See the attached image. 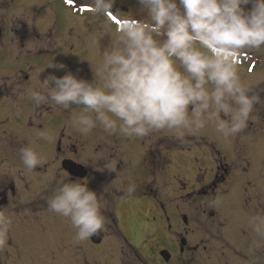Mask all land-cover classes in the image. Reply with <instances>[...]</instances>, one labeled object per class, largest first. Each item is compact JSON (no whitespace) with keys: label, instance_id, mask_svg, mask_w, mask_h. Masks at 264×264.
<instances>
[{"label":"flooded vegetation","instance_id":"1","mask_svg":"<svg viewBox=\"0 0 264 264\" xmlns=\"http://www.w3.org/2000/svg\"><path fill=\"white\" fill-rule=\"evenodd\" d=\"M58 1L77 21L85 43L103 38L105 46L111 48L113 42L109 36L115 35L124 19L150 22L138 0H115L109 16L94 14L89 0H45V3ZM7 10L11 14L9 18H6ZM20 11L21 0H0V46L5 41L13 48V53L20 50L26 57L35 55L39 59L43 49L27 47V43L35 44L43 39L41 33H37L40 22L34 15V21L29 25L28 19L17 21L16 15ZM98 25L104 26V35L91 32L92 29L98 31ZM50 30L52 33L53 29ZM81 30H87V34H82ZM66 37L57 38L63 44L62 49H58L59 56L65 63L68 61L63 63L66 69L59 72H66L76 59L73 52L77 43L66 42ZM51 39L50 44H60L55 37ZM50 50L44 53L49 55ZM41 58L43 63L49 61ZM238 61L242 81L264 101V47L243 50ZM42 62L39 65L48 69L51 62L47 67ZM21 64L24 65L18 67L13 62L4 63L0 73V213L11 220L6 242L0 248V264L22 260V236H39L43 244L47 242L43 238L50 230L51 237H55V230L57 238L64 237L63 242L72 240L75 243L61 248L63 251L69 249L65 255H54L53 246L42 245L51 259L64 264H264V229L257 231V224L264 220V192L252 196L244 185L235 192L228 185V165L216 159L210 181L199 179L198 188L187 193L190 200L182 201L183 205H191L192 212L189 213L193 215L187 217L173 201L169 210H165L157 193L165 185L166 161L183 151L179 141L175 148L159 144L143 148L142 154L137 155L139 160L135 161L133 154L123 152L126 143L117 144L119 147L106 146L107 142H103L106 140L99 138L92 145L83 138L71 137L66 132L68 125H74L73 114L80 113L83 106H77L76 111L71 112L72 116H68L63 108L54 106L50 100L37 105L31 93L28 95L30 80L25 73L37 68ZM77 66L83 68L84 65ZM6 71L12 74L8 76ZM85 72L92 73L89 68ZM90 76L94 78V75ZM10 77L13 79H6ZM252 114H256L254 110ZM96 129L99 136L105 134L99 123L91 133ZM76 132L84 135L82 131ZM40 134L46 139H41ZM24 147H32L43 158L44 162L34 170L29 171L22 163L20 150ZM149 172L148 178L145 174ZM61 179L87 183L90 190L97 193L104 226L98 234L83 242L75 240L76 229L68 218L49 211L48 200L55 194L59 186L57 181ZM155 182L156 188L153 187ZM129 185L135 187L131 194L127 192ZM173 191L167 186L169 194ZM198 199L202 200L199 204L190 202ZM143 201L149 203L144 221L123 223V208Z\"/></svg>","mask_w":264,"mask_h":264},{"label":"clouds","instance_id":"2","mask_svg":"<svg viewBox=\"0 0 264 264\" xmlns=\"http://www.w3.org/2000/svg\"><path fill=\"white\" fill-rule=\"evenodd\" d=\"M89 2L94 14L104 16L111 15L115 4V0ZM138 3L150 22L122 21L92 81L71 71L63 76L50 73L42 81L47 96L34 90L32 100L37 105L50 100L65 110L83 106L74 113V125L83 133L97 123L107 133L119 130L128 137L167 130L182 139L185 133L195 134L209 125L225 139L242 131L254 106L264 103L238 71L243 50L264 47V0ZM66 67L48 65L57 71ZM40 138L46 139L43 134ZM20 157L29 171L44 162L32 147L22 148ZM57 183L48 200L49 211L69 219L77 242L98 234L104 218L97 193L84 182ZM134 190V185L127 188L129 194ZM10 227L11 220L0 213V248ZM261 229L264 220L257 224V231Z\"/></svg>","mask_w":264,"mask_h":264},{"label":"rangeland","instance_id":"3","mask_svg":"<svg viewBox=\"0 0 264 264\" xmlns=\"http://www.w3.org/2000/svg\"><path fill=\"white\" fill-rule=\"evenodd\" d=\"M10 15L9 10H7L6 18H9ZM32 17L40 22L37 27V33H41L40 36L43 39H39L35 44L34 42H29L27 43V47H34L39 50L43 49V53L39 56V59H37L35 55L26 57L24 54H21L20 50H16V53H13V48H10L7 44L8 42L3 41L0 46V73L4 68V63L8 64L10 62H13L14 65H17L18 67L24 65L21 63H25L28 66H32L33 69L37 68L35 71L26 70L27 72H25L29 77L28 80H30L27 84L29 87H27L28 95L35 90L46 96L47 89L43 87L42 81L50 73L57 76H63L67 71H71L73 74L77 75L78 78L92 81L94 78L90 75H94L93 72L95 71L97 63L102 59L104 51L111 50L109 47L110 45H107V47L105 46V39L101 38L102 40H100V38H98L97 40H92L90 43H85V40H82V37L79 34L77 21L70 17V14L63 8L59 1L48 4L45 3V0H21V11L16 15V18H18L17 21L20 19H23L24 21L28 19L27 24L29 25V23L34 21ZM147 20L150 21L149 19ZM104 23L105 22L102 24ZM8 28L9 26L7 29ZM70 28L72 29L70 30ZM50 29H53L52 33H50ZM70 32H72V35L68 36L67 34ZM81 32L84 35L87 34V30H81ZM91 32H98L101 35H104L105 29L104 26L100 25L99 27L98 25V31L92 29ZM63 35L67 36L66 42L77 43L73 52L74 57H76L75 62H71L70 68L66 70V72H59L52 68L45 69L43 66L39 65L43 61L41 56L44 57L45 61L49 60L51 63H65V61L59 56L60 54L58 52V49H62L63 44L57 39ZM52 37H55V41L60 44L57 45L54 44V42L53 44H50ZM92 37H96V35H92ZM97 37H99L98 34ZM109 37L110 42H113L115 35ZM100 42L102 43L101 46ZM49 48L52 53L49 52V55H47L44 51L49 50ZM49 61L42 63L46 64L47 67V64L50 63ZM66 63H68V61ZM81 64L84 65L83 68L77 66ZM88 68L92 73L85 72ZM25 73L23 75H25ZM5 74H9V72L6 71ZM6 79H13V77ZM254 84H256V82ZM254 88L256 87L254 86ZM24 89V86L21 87L22 91ZM22 93L24 94L25 91ZM76 108L77 106H73L71 109H63V111H66L68 116H72L71 112L76 111ZM253 110L256 114L254 115L252 114L253 112L251 113L247 126L239 133L234 134L227 139L218 133L214 126L211 125L195 134L185 133L182 140L178 139L174 132L167 130L152 132L148 136L142 138L125 136L121 134L119 130L111 134L105 132V134L99 136L100 132L96 129V132L94 133L89 132L80 135L76 132L77 128L72 123V125H68L69 128H67L68 130L66 132L69 133L71 137L83 138L86 143L92 145H95L99 138L106 140L103 141L107 142L105 143L107 144L106 146H108V144H113V146L117 147L119 144L126 143L127 146L123 149V152L131 155L133 154V157L136 159L135 161L139 160L140 157L138 158L137 155L142 154L143 148L150 147V145L154 147L158 144L160 146L162 145V147L175 148L176 141H179L183 151L175 155L172 160L166 161L168 164L164 171L163 178L165 185L159 189L157 199L163 204L165 210H169L170 202L173 201V204H178L180 210L190 218V215H193L189 213L192 212V207L189 203L183 205L182 201L183 199L190 200L187 193H191L192 190L198 188L199 179L203 182L210 181L215 169L216 159H221L222 162L224 161L228 165L227 168L230 171V178L228 179L230 183L228 185H231V188H233L235 192L238 187L240 188V186L243 185L248 189V192L252 196L253 193H259L262 195L264 192V103H261L260 105L257 104L254 106ZM103 142L101 144H104ZM150 174L151 172L146 173L145 175L149 178ZM248 181L252 182V184H248ZM167 186H169L171 190H174V193L170 192L169 194V192H167ZM153 187L156 188V182L153 183ZM200 201L202 200L198 199L196 202H190L192 204H199ZM259 202H262V200H258V203ZM148 206V201L125 206L122 212L123 223L143 222ZM51 231L52 230L47 232L46 236H44L46 238H43V240L47 239V242H44L43 244L39 240V236L32 234L22 236V239L20 240L22 242V260L16 262L10 260L7 261L8 263L6 264H64L63 262L58 263L57 259H51L50 254L44 251L42 245H47V247L53 246L51 247L52 250L54 249L56 251V253H53L54 255H65L68 253L69 249L66 248L63 251L61 248L69 246V244L75 245V243L72 240H70V242H63L64 237L57 238L55 230H53V235L55 237H51ZM28 232L31 233V231ZM11 239L14 241L13 237ZM58 246H60V248L57 249L56 247Z\"/></svg>","mask_w":264,"mask_h":264},{"label":"snow or ice","instance_id":"4","mask_svg":"<svg viewBox=\"0 0 264 264\" xmlns=\"http://www.w3.org/2000/svg\"><path fill=\"white\" fill-rule=\"evenodd\" d=\"M69 2H70V0H69Z\"/></svg>","mask_w":264,"mask_h":264},{"label":"water","instance_id":"5","mask_svg":"<svg viewBox=\"0 0 264 264\" xmlns=\"http://www.w3.org/2000/svg\"><path fill=\"white\" fill-rule=\"evenodd\" d=\"M70 168V167H69Z\"/></svg>","mask_w":264,"mask_h":264}]
</instances>
